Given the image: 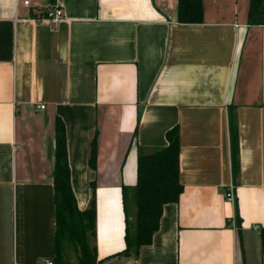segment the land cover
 I'll return each instance as SVG.
<instances>
[{"label": "crops", "instance_id": "crops-1", "mask_svg": "<svg viewBox=\"0 0 264 264\" xmlns=\"http://www.w3.org/2000/svg\"><path fill=\"white\" fill-rule=\"evenodd\" d=\"M249 6L203 0V22L180 23L178 0H0V264H58L57 116L81 210L96 188L97 264H264V24H248ZM175 125L183 193L151 244L120 254L123 187L136 210L139 151Z\"/></svg>", "mask_w": 264, "mask_h": 264}, {"label": "trees", "instance_id": "trees-1", "mask_svg": "<svg viewBox=\"0 0 264 264\" xmlns=\"http://www.w3.org/2000/svg\"><path fill=\"white\" fill-rule=\"evenodd\" d=\"M52 4L55 0H49ZM180 23L203 22V0H178ZM248 24H264V0H250ZM233 171L238 169L236 125L230 122ZM168 144L150 153L139 151L137 159V183L135 185L136 215L132 220L126 188L123 187L126 214V248L119 252L138 256L144 245L153 242L158 231L164 206L177 203L184 186L180 180L181 133L179 125L166 131ZM97 132L91 143L90 165L97 166ZM56 205V256L58 264H68V248L73 246L78 264H97V245H91L90 235L96 236L97 200L96 188L92 187L89 208L81 210L71 184L66 125L59 116L55 121V165L53 171ZM237 224L240 226L238 216ZM118 253V254H119Z\"/></svg>", "mask_w": 264, "mask_h": 264}, {"label": "built area", "instance_id": "built-area-1", "mask_svg": "<svg viewBox=\"0 0 264 264\" xmlns=\"http://www.w3.org/2000/svg\"><path fill=\"white\" fill-rule=\"evenodd\" d=\"M26 4L29 3V1L25 2ZM63 10L60 7H54L50 10L47 11V15L45 16V19L51 21L54 24H57L58 22H60L63 19ZM41 108H44V105L40 106ZM226 198L228 201H232L235 202L236 200V195H235V187L234 186H230L227 193H226ZM232 221V225L234 228H238V224H237V218L236 216L232 217L231 219ZM259 226H256V228H258ZM46 264H54V262L52 260H48L46 262Z\"/></svg>", "mask_w": 264, "mask_h": 264}, {"label": "rangeland", "instance_id": "rangeland-1", "mask_svg": "<svg viewBox=\"0 0 264 264\" xmlns=\"http://www.w3.org/2000/svg\"><path fill=\"white\" fill-rule=\"evenodd\" d=\"M129 214H130V217L131 219L133 220L135 218V215H136V210H135V205H132L130 207V205L132 204L131 201L129 200ZM92 245V244H91ZM74 252H75V249L73 248V246H70L68 248V254L70 253V255L73 257L74 256ZM70 256V257H71ZM75 257V256H74Z\"/></svg>", "mask_w": 264, "mask_h": 264}, {"label": "water", "instance_id": "water-1", "mask_svg": "<svg viewBox=\"0 0 264 264\" xmlns=\"http://www.w3.org/2000/svg\"><path fill=\"white\" fill-rule=\"evenodd\" d=\"M127 256H129V253H126Z\"/></svg>", "mask_w": 264, "mask_h": 264}]
</instances>
